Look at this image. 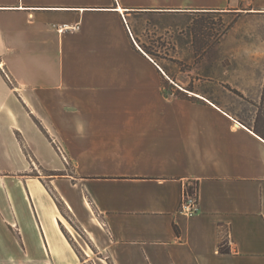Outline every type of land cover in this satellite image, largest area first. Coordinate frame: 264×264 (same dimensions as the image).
Segmentation results:
<instances>
[{"label":"crops","instance_id":"1","mask_svg":"<svg viewBox=\"0 0 264 264\" xmlns=\"http://www.w3.org/2000/svg\"><path fill=\"white\" fill-rule=\"evenodd\" d=\"M228 10L264 0H0V264H77L37 166L112 264H264V138L214 77L150 51L193 64L178 22Z\"/></svg>","mask_w":264,"mask_h":264},{"label":"rangeland","instance_id":"2","mask_svg":"<svg viewBox=\"0 0 264 264\" xmlns=\"http://www.w3.org/2000/svg\"><path fill=\"white\" fill-rule=\"evenodd\" d=\"M164 24L162 22L161 26ZM178 25L190 28L184 39L186 44L192 41L188 60L193 64L173 58L176 54L165 48L166 40L161 37L152 38L150 51L157 58L178 62L182 69L193 67L192 78H204L208 74L214 77L218 92H222L220 95L227 93L222 104L253 127L264 83V15L232 10L198 11L187 15ZM208 50H211V60L204 66L202 63ZM24 174L40 178L57 199L70 230L61 220L59 224L78 256L77 264H112L105 250L108 238L104 231L94 227L86 230L76 221L66 210L63 200L50 189L53 178L50 173L37 166Z\"/></svg>","mask_w":264,"mask_h":264},{"label":"trees","instance_id":"3","mask_svg":"<svg viewBox=\"0 0 264 264\" xmlns=\"http://www.w3.org/2000/svg\"><path fill=\"white\" fill-rule=\"evenodd\" d=\"M253 129L256 133H258L260 136H262L264 138V83H263L261 97H260V101H259V105H258V113H257V117L255 120V125L253 126ZM50 174H58V173H50ZM198 191H199V182L198 181H192V184H187L185 187V192H187L190 195L195 194L197 197V200H199ZM54 199H55V197H54ZM55 201L58 204L57 199H55ZM220 250L222 252H229L230 248L228 246H226L224 243H221L220 244Z\"/></svg>","mask_w":264,"mask_h":264},{"label":"built area","instance_id":"4","mask_svg":"<svg viewBox=\"0 0 264 264\" xmlns=\"http://www.w3.org/2000/svg\"><path fill=\"white\" fill-rule=\"evenodd\" d=\"M80 28H81L80 23H77L75 25L63 24L59 27V31L61 32L66 31V30L77 31V30H80ZM181 206H182V209L189 214L195 212L198 208V200H197L196 195L195 194L190 195L184 190V197H183Z\"/></svg>","mask_w":264,"mask_h":264},{"label":"bare ground","instance_id":"5","mask_svg":"<svg viewBox=\"0 0 264 264\" xmlns=\"http://www.w3.org/2000/svg\"><path fill=\"white\" fill-rule=\"evenodd\" d=\"M32 184L30 185L31 190L33 191V194L36 197H39L42 195V193L40 194V192L42 191V189L40 188V186H38V182H35V184L33 182H31ZM60 220L62 221V223L70 230V225L67 222V220L61 215L60 216Z\"/></svg>","mask_w":264,"mask_h":264}]
</instances>
